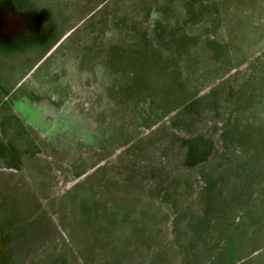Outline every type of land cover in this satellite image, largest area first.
Returning a JSON list of instances; mask_svg holds the SVG:
<instances>
[{
	"label": "rangeland",
	"instance_id": "obj_1",
	"mask_svg": "<svg viewBox=\"0 0 264 264\" xmlns=\"http://www.w3.org/2000/svg\"><path fill=\"white\" fill-rule=\"evenodd\" d=\"M0 90V264H264V0H0Z\"/></svg>",
	"mask_w": 264,
	"mask_h": 264
},
{
	"label": "trees",
	"instance_id": "obj_2",
	"mask_svg": "<svg viewBox=\"0 0 264 264\" xmlns=\"http://www.w3.org/2000/svg\"><path fill=\"white\" fill-rule=\"evenodd\" d=\"M196 17H197V15H190V16H186V19L189 18L188 19L189 21H193L196 19ZM179 22H181V21L178 20V22L174 24L175 26L173 28H172V25L169 26V27H171L170 29L166 27V25H170V24L166 23L165 29H169L168 32H158V33H155V34H152L149 36L147 34H144V35L142 34V36L140 38V39H146V40L147 39H156L157 40L156 46L158 47V50L156 51V53L161 54V55L165 54V57H162V58L165 60H168L170 63V65H169L170 83L172 81L171 84H173L174 86H177V88L173 91L168 86V84H170L169 82L163 80V82H162L163 84H162L159 81V79H157V77H156V80H157L156 84L157 85L153 91H154V94H156V96H157L158 114L163 115V116L169 115L171 113V111L173 110V108L175 109L174 106L176 104L180 103L178 98H181V101H182L183 97H184V99H186L185 94L183 92V89L181 90V87H183V85L180 82L176 81V79H175V76H178L181 72H183V68L180 65L181 60L188 59V64H191L194 67H201V68H203V70H205L204 68H206L208 66V64L206 65V63L208 61L212 60L213 63H217L218 60L220 59L219 58L220 57L219 52H216L213 54L212 51L209 50V48L212 44L211 41H208L206 44L204 43L200 47L191 48L195 45V39L193 36L190 37L188 35V33L183 31V25H180ZM155 24H156L155 30L161 28L160 26H158L159 24L157 22H155ZM195 24H198V23H195ZM188 25L191 26L194 24H188ZM199 48L204 49V50H200ZM194 51H195V53H194ZM242 57H244V56L241 55L238 58V60L241 61L243 59ZM229 61H230L229 64L231 66H233L234 68H236L239 64V63L233 64V63H231V60H229ZM177 62L179 64V66L177 65ZM229 64L226 65L227 66L226 68H228V66H230ZM204 65H206V66H204ZM221 67H222L221 69H224L223 68L224 66H221ZM161 74L163 76H165L164 72H162ZM250 81L254 84H257V85L261 84L263 81L262 77H260V75L258 74L256 67H253V66H251V68H250ZM166 84H167V87L165 88ZM261 93H263L262 89H259L256 92L257 95H260ZM237 95H239V96L235 97L234 101L237 100L238 102H241L243 100L242 95L239 94L238 92H237ZM261 95H263V94H261ZM182 108L183 107L177 108L175 110L178 112V114L185 112V109L182 110ZM246 128H250V126L248 125ZM240 161H241L240 159L236 160V162H240ZM252 201L254 203H256L257 199H253ZM220 202L216 205L217 206L216 209H213V210L208 212L209 217L216 218V220L213 222L218 221L219 217H220L219 220H222L221 218L225 217L223 215V214H226L225 211L223 212V214H221L223 216L220 215V210H219ZM250 205H252V204H250ZM216 206H214L213 208H215ZM227 215H229V214L227 213ZM255 219H257V221H258V219L263 220V218L260 217L259 214L257 216L251 215L250 216V223L251 224L254 223ZM224 264H230V262L224 263Z\"/></svg>",
	"mask_w": 264,
	"mask_h": 264
},
{
	"label": "crops",
	"instance_id": "obj_3",
	"mask_svg": "<svg viewBox=\"0 0 264 264\" xmlns=\"http://www.w3.org/2000/svg\"><path fill=\"white\" fill-rule=\"evenodd\" d=\"M0 92H1V90H0Z\"/></svg>",
	"mask_w": 264,
	"mask_h": 264
}]
</instances>
